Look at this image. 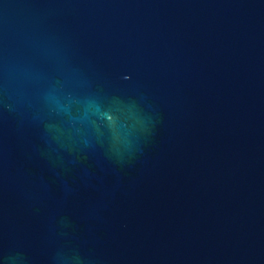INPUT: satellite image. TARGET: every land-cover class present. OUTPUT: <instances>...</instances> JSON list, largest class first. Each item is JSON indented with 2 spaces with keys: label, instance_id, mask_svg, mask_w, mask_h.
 <instances>
[{
  "label": "water",
  "instance_id": "water-1",
  "mask_svg": "<svg viewBox=\"0 0 264 264\" xmlns=\"http://www.w3.org/2000/svg\"><path fill=\"white\" fill-rule=\"evenodd\" d=\"M0 264H264V0H0Z\"/></svg>",
  "mask_w": 264,
  "mask_h": 264
}]
</instances>
